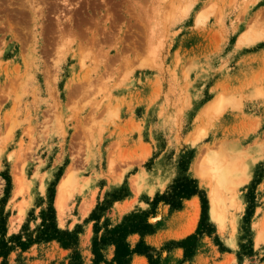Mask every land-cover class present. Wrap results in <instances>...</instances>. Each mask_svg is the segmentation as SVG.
<instances>
[{
    "label": "rangeland",
    "instance_id": "obj_1",
    "mask_svg": "<svg viewBox=\"0 0 264 264\" xmlns=\"http://www.w3.org/2000/svg\"><path fill=\"white\" fill-rule=\"evenodd\" d=\"M202 195L183 264H264V0H0V239L36 236L53 209L89 264L96 218L148 212L147 242L180 264ZM70 252L51 240L8 259Z\"/></svg>",
    "mask_w": 264,
    "mask_h": 264
},
{
    "label": "trees",
    "instance_id": "obj_2",
    "mask_svg": "<svg viewBox=\"0 0 264 264\" xmlns=\"http://www.w3.org/2000/svg\"><path fill=\"white\" fill-rule=\"evenodd\" d=\"M197 192V186H190V188L186 186L177 194L179 200L173 208L175 210L181 209L183 207L182 200L189 198ZM202 202V219L196 231L175 242L178 247L183 248V259L180 264L190 261L193 258L199 240L206 231L203 220L206 215L207 200L203 195ZM42 215L43 221L36 236L28 235L26 238H23L22 233H18L13 234L7 240L5 234L3 235L0 239L1 264H9L8 255L13 250L20 249V252H23L35 242H48L51 240H56L64 248L71 250L68 264H86L82 252L78 247V230L74 233L61 231L56 223L53 209L50 210V214L43 210ZM96 220L94 223V236L92 237L91 243L92 258L89 264H132L135 255H145L150 264H161L163 258L162 251L167 249L164 246L163 250L160 251L147 242L146 236L155 232V226L150 222L148 212L129 214L123 221L116 224H111L107 221L103 227L99 224V218H96ZM207 232L211 235L214 231L210 228ZM134 234L138 235V239L132 242L130 236ZM107 248H111V257H108L106 253Z\"/></svg>",
    "mask_w": 264,
    "mask_h": 264
},
{
    "label": "bare ground",
    "instance_id": "obj_3",
    "mask_svg": "<svg viewBox=\"0 0 264 264\" xmlns=\"http://www.w3.org/2000/svg\"><path fill=\"white\" fill-rule=\"evenodd\" d=\"M246 38V37H245ZM216 152V151H215ZM227 156V155H226ZM216 157H217V155H216ZM216 159V158H215ZM209 160V159H208ZM213 160V159H212ZM221 160V159H220ZM224 160V159H223ZM207 161V160H206ZM217 161H218V159H217ZM222 161V160H221ZM202 162V161H201ZM211 162V161H210ZM213 162V161H212ZM203 163V162H202ZM215 163V162H214ZM219 163V162H218ZM222 163H224V162H222ZM211 164V163H210ZM209 163H207V165L209 166L210 165ZM217 163H215V165H216ZM212 165H214V164H211V166ZM201 166V165H200ZM205 166V165H204ZM210 166V167H211ZM204 170H205V168H204ZM220 170V169H219ZM202 173V172H201ZM203 174V173H202ZM204 174H207V173H204ZM212 177H213V175H212ZM217 178V177H216ZM211 178L209 177V180H210ZM241 179V178H240ZM234 180H236L237 181V179H234ZM219 181V180H218ZM63 182V181H62ZM214 183H216V181L214 182ZM223 183H224V181H219L218 182V184L216 185L217 186V188H215V189H212V193H211V208H210V216H211V218L212 219H214V220H222V212H220L221 211V209H220V197L221 196H218V195H220L218 192H220V186L221 185H223ZM237 183V182H236ZM213 185H215V184H213ZM60 186H63V185H60ZM215 186V187H216ZM210 190V189H209ZM217 190V191H216ZM211 191V190H210ZM216 192V193H215ZM221 193V192H220ZM218 196V197H217ZM220 209V210H219ZM192 227H194V226H192Z\"/></svg>",
    "mask_w": 264,
    "mask_h": 264
},
{
    "label": "crops",
    "instance_id": "obj_4",
    "mask_svg": "<svg viewBox=\"0 0 264 264\" xmlns=\"http://www.w3.org/2000/svg\"><path fill=\"white\" fill-rule=\"evenodd\" d=\"M188 200V199H187ZM186 200V201H187ZM186 203H184V206L180 209V211H182L183 209H185Z\"/></svg>",
    "mask_w": 264,
    "mask_h": 264
}]
</instances>
